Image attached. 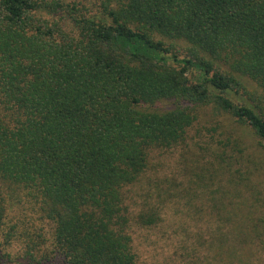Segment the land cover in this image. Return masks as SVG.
I'll list each match as a JSON object with an SVG mask.
<instances>
[{
  "label": "trees",
  "instance_id": "obj_1",
  "mask_svg": "<svg viewBox=\"0 0 264 264\" xmlns=\"http://www.w3.org/2000/svg\"><path fill=\"white\" fill-rule=\"evenodd\" d=\"M95 2L0 0V247L19 243L17 264H139L131 226L221 181L191 264H264V189L245 148L219 140V125L203 148L189 135L214 106L264 141V114L227 96L242 78L264 95V0ZM197 147L198 186L143 189L150 159Z\"/></svg>",
  "mask_w": 264,
  "mask_h": 264
},
{
  "label": "rangeland",
  "instance_id": "obj_2",
  "mask_svg": "<svg viewBox=\"0 0 264 264\" xmlns=\"http://www.w3.org/2000/svg\"><path fill=\"white\" fill-rule=\"evenodd\" d=\"M60 1L70 5L76 4L79 9L85 7L88 10H92L94 5L97 4L95 0ZM185 51L186 45L177 42L175 54L178 59L186 57L187 53ZM239 80L242 85L241 88L232 90L227 95L228 98L235 104L253 107L258 112L264 114V95L261 90L246 78ZM168 105L169 103H164V106ZM198 112V120L189 132L191 140L193 139L194 143L198 142L200 147H205V144L210 143V135L214 134L213 129L219 125L220 128L217 129L216 134H221L219 140L231 137L228 138L230 142L235 141L241 148H245L246 151L243 155L254 172L253 179L260 188L264 189V141L254 136L250 128L242 125L235 118H231L227 114L220 112L214 106H206L199 109ZM189 143L191 147V141L189 142L188 140V145ZM196 150L197 153H194L193 150L183 151V149H176L157 156L155 160L151 161L150 159L149 164L152 166L151 170L146 173V179L144 178L146 182L143 189L147 188L148 182H152L160 186L159 192H165L170 189V185L173 186L174 183L182 181L184 177L191 178L192 181L190 183L192 186H198L199 178L195 177L194 174L203 171L199 170L205 166L208 153L202 152V150L198 151V147ZM197 156H199V160ZM203 157L205 159H202ZM222 187L223 183L221 181L209 182L208 187L203 188V190L194 187L191 189L192 196L184 198L183 201L175 198V201L163 205L160 209L161 221L156 226L141 228L133 224L129 232L137 262L139 264H191L192 261L195 262L196 257L190 253L191 247L195 243L193 236L196 231L213 228L212 212L209 213V210L212 208L208 209L205 206L209 200L221 196L219 190H222ZM143 189L141 192L137 191V193L131 190L129 194L136 199L137 205L139 204L138 195L144 194ZM151 200L150 204L156 198L153 202ZM187 202L193 204V209H202V213L199 214L193 210L190 212L186 206ZM210 206L211 204H209ZM131 210L136 212L139 208L134 205L131 207ZM38 230L39 225L36 223L28 226L27 233L35 237V235L41 234ZM191 240L193 244H191ZM34 241L39 242L42 248L49 244L44 234ZM19 246V243H17L5 249L0 247V264H17L19 262L18 258H21ZM199 259L203 261V257Z\"/></svg>",
  "mask_w": 264,
  "mask_h": 264
}]
</instances>
